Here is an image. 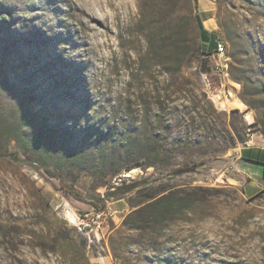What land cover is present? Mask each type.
I'll use <instances>...</instances> for the list:
<instances>
[{
	"label": "rangeland",
	"instance_id": "rangeland-1",
	"mask_svg": "<svg viewBox=\"0 0 264 264\" xmlns=\"http://www.w3.org/2000/svg\"><path fill=\"white\" fill-rule=\"evenodd\" d=\"M245 146L264 148V0H0V264H264Z\"/></svg>",
	"mask_w": 264,
	"mask_h": 264
},
{
	"label": "trees",
	"instance_id": "trees-1",
	"mask_svg": "<svg viewBox=\"0 0 264 264\" xmlns=\"http://www.w3.org/2000/svg\"><path fill=\"white\" fill-rule=\"evenodd\" d=\"M198 32L199 36L204 39L208 40V31L203 27L202 24L198 25ZM212 39V37H211ZM215 39L216 37L213 38L211 45L213 46V49L215 47ZM18 128L16 129V134L18 133ZM241 157L250 160V161H255L264 164V152L263 151H255L253 148L245 147L241 150ZM130 168H128L129 170ZM193 169H185L184 171L181 170V172H190ZM180 172V171H179ZM137 187V184L130 185L128 187V190L134 189ZM180 191H174L170 190L167 193L161 195L160 197L154 199L151 202H148L147 204L144 205V208L150 209V216H152L151 220H156L158 222H162V220L167 219L168 217L172 216L174 213H176L179 209L178 206L181 204L182 200L176 198V194ZM97 208V207H95ZM101 210V209H98ZM161 219H158L159 217Z\"/></svg>",
	"mask_w": 264,
	"mask_h": 264
},
{
	"label": "built area",
	"instance_id": "built-area-1",
	"mask_svg": "<svg viewBox=\"0 0 264 264\" xmlns=\"http://www.w3.org/2000/svg\"><path fill=\"white\" fill-rule=\"evenodd\" d=\"M224 51H225V43L222 40L216 38L214 53H216L218 56H222L224 54ZM101 215L102 212H98L94 214L91 218H86V217L82 218V220L78 224L79 230L84 231L87 234L94 231V235L98 237Z\"/></svg>",
	"mask_w": 264,
	"mask_h": 264
},
{
	"label": "crops",
	"instance_id": "crops-1",
	"mask_svg": "<svg viewBox=\"0 0 264 264\" xmlns=\"http://www.w3.org/2000/svg\"><path fill=\"white\" fill-rule=\"evenodd\" d=\"M245 147L249 148L250 146H245ZM245 147H243V148H245ZM251 148H253L255 151L260 150V151H263V152H264V148H261V147H251ZM240 156H241V153H240ZM243 159H244V158H243ZM244 160H246V159H244ZM247 161H249V162H253V163H256L257 165H260V166H263V167H264V164H262V163L255 162V161H250V160H247ZM260 168H261V167H260Z\"/></svg>",
	"mask_w": 264,
	"mask_h": 264
}]
</instances>
